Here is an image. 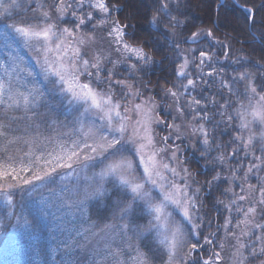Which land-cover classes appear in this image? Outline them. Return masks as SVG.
I'll use <instances>...</instances> for the list:
<instances>
[{
  "label": "snow or ice",
  "instance_id": "6c2138e0",
  "mask_svg": "<svg viewBox=\"0 0 264 264\" xmlns=\"http://www.w3.org/2000/svg\"><path fill=\"white\" fill-rule=\"evenodd\" d=\"M155 2L159 7L148 24L159 31V14H164L168 22L164 36L175 53L174 58L164 56L160 61L150 54L158 44L156 36L150 29L135 34L134 17L119 15L120 0H0V38L9 49L6 62L0 64V203L4 205L0 214L25 226L31 223L24 205H17V195L46 206L52 203L58 211L61 207L83 211L79 204L67 202L66 189L57 194V169L100 166L96 175L101 180L112 176L130 193L121 202V223L111 225L113 231L119 227L127 244L94 252L76 264H245L249 257L264 264L260 234L264 232V65H255L259 82L247 69L227 72L222 61H229L231 49L212 29L197 28L181 40L171 39L178 29L187 28V20L172 15L169 8L171 4L178 11L180 0ZM226 6L227 0H220L218 8ZM237 6L245 22L254 26L253 9ZM16 16L21 19L7 23ZM181 43L197 47L183 49ZM21 49L35 53L44 68L43 82L34 81L32 73L20 67ZM168 60L171 77L152 87L147 78L151 68ZM245 61L246 57H239L232 63ZM20 72L26 73L23 85ZM49 96L74 115L71 127L64 125L69 130L57 133L68 137L71 146L60 142L59 151L36 155L31 150L36 141L25 139L29 150L21 156L12 154L8 145L21 137L9 138V113L24 114L11 116L12 121L29 113L38 115L39 107H51ZM224 133L231 136L227 142L221 140ZM44 139L51 142V137ZM188 151L205 161L198 173L189 167ZM209 165L210 175L205 171ZM215 191L229 200L217 199L214 207L222 209L217 207V218H209L203 212L205 197ZM242 201L249 206L243 207ZM241 213L243 221L236 219ZM133 215L144 222L132 227L123 222ZM257 216L259 221L254 222ZM241 223L258 231L238 234ZM4 227L0 221V229ZM242 236L249 237L247 244ZM62 244L66 250L78 246ZM226 245L233 251L225 257L221 253Z\"/></svg>",
  "mask_w": 264,
  "mask_h": 264
},
{
  "label": "rangeland",
  "instance_id": "374dc122",
  "mask_svg": "<svg viewBox=\"0 0 264 264\" xmlns=\"http://www.w3.org/2000/svg\"><path fill=\"white\" fill-rule=\"evenodd\" d=\"M4 2L8 3V0H4ZM21 15H23V13H21ZM27 15L31 16L32 13L28 12ZM20 19L21 16H16L15 20H9L7 23L17 22ZM2 28L3 24L0 23V36H2ZM15 47H17L16 44H11V48ZM8 52L9 49L4 47V41L0 38V64L6 62ZM19 55L23 57V61L20 62V67L30 71L34 81L43 82L44 68L40 63H37V60L34 58L35 53L30 54L27 50L21 49ZM119 70L123 71V66H120ZM19 76V83L23 85L25 83L26 73L20 72ZM47 99L53 101L51 107H39L36 109L38 115L33 116L29 113L24 119L12 121L10 119L11 116L19 117L24 114L23 112L9 113V122L11 123L10 129L17 130L16 134L9 135V138L12 136L21 137V140L17 144L8 145L9 151L12 154L21 156L24 151L29 150V146L23 143L25 139H34L36 141V144H33L31 147V150L34 151L36 155H40L41 152L46 154L54 149L59 151L57 145L60 142H67V146H71V141L68 137L59 136L57 133L69 130L74 115H69L65 106L57 105L55 103V98L49 96ZM159 100L160 99H157V101ZM44 121L45 123L47 122L49 126L44 130L40 128L36 129L37 126L41 125ZM54 121L55 123H53ZM66 124L69 127H64ZM20 127H23L22 130ZM18 130L24 133L21 135ZM37 133H39V135ZM44 137H51V142L49 143ZM2 144L3 141H0V145ZM37 144L40 145L39 148L36 147ZM40 164L43 165V159L40 161ZM100 171V166L93 168L89 165L88 168H83L79 164H76L74 169H57V172L60 173V177L57 178L56 182L57 194H60L62 188L66 189L63 196L66 198L67 202L79 204L83 211L78 210L76 207H61L58 211L57 206L52 203L46 206L43 203L35 202L26 195L23 199L20 195L15 197L17 205L23 204L24 209L32 211L40 222L41 227L49 231L48 236H51V246L48 255V264H76L77 259L82 260L85 256L91 257L94 252H104L107 248L115 249L117 246L122 248L126 247L127 238L121 235L119 227H117L115 231L111 228V225H119L121 223L120 217L116 218V220L109 219L103 222H96L91 220L88 215V202L107 187L108 181L112 179L116 180L112 176H108L101 180L96 175ZM236 190L239 191L238 188ZM42 192L47 196L46 189H42ZM255 196H258V193H256ZM52 199L56 200V197ZM240 203L243 207L249 206L248 201H242ZM205 206H207L206 198ZM3 211L4 205L0 203V213ZM18 212H20L19 207L16 208V213L19 214ZM48 213L54 215H49ZM215 213L214 218H217V210ZM234 215L236 214L234 213ZM236 219L243 221V214L237 215ZM128 220L129 218H126L123 222L130 225ZM0 221H3V223L7 224L8 226H6L10 228L7 242L0 246V264H41L43 257L40 255L37 248L36 238L31 235L32 230L30 224L25 226L23 221L17 222L16 219L13 220V223L6 222L7 219H5L3 214H0ZM256 221H259L258 216L254 222ZM105 225H109L110 227L105 231H101V229L105 228ZM231 227L232 226H230V228ZM85 229L89 231L85 232ZM249 229L253 232L258 231L252 228L251 224L245 225L244 223H241L240 229H236V231L239 234L241 230ZM77 232L81 233V235H76ZM260 234L264 235V232ZM131 236L132 232L129 231L127 237ZM248 239L249 237L246 236L241 237L242 242L246 244ZM64 241H67L69 245L75 243L78 246L66 250L62 244ZM11 245H13L12 248ZM231 251H233V249L226 245V251L222 252L221 255L226 257L227 253ZM205 257H207V253H205ZM97 259H100V257H97ZM122 259H125V257H122ZM221 264H224V261H221Z\"/></svg>",
  "mask_w": 264,
  "mask_h": 264
},
{
  "label": "trees",
  "instance_id": "16d2710c",
  "mask_svg": "<svg viewBox=\"0 0 264 264\" xmlns=\"http://www.w3.org/2000/svg\"><path fill=\"white\" fill-rule=\"evenodd\" d=\"M120 2L122 11L119 15L121 18L134 17L132 22L136 25L133 30L135 34H146L150 29L148 19L151 15L156 14L155 10L159 7V4L155 0H120ZM219 4L220 0H180L178 11L170 4L169 8L172 15L177 16L179 19L187 20V28L178 29V35L171 39L181 40L183 35H188L190 31L197 28L212 29L214 36L222 39L231 49L229 61H222V63L228 65L226 71L235 74V72L247 69L256 74L257 82H259L260 70L255 65L257 62L260 65H264V44L261 43V39L264 38V10H260V6L264 4V0H227L226 7L218 8ZM237 5L253 9L256 21L254 26L245 22L242 8ZM159 17L161 21L159 31L156 28L150 29L158 40L157 46L150 50V54L157 61H160L164 56L173 58L175 56L173 50L168 46L170 41L166 40L164 36L165 26L168 23L167 18L163 13H160ZM190 47L197 46L181 43V48L183 49ZM239 57H246V61L243 64L232 63L233 60ZM171 70V60L165 61L163 64L158 63L154 65L147 77L152 81V87H155L158 80L163 82L164 77H171ZM157 99H160V97L158 96ZM47 126L49 125L44 121L36 129L40 128L44 130ZM20 128L22 130L23 127ZM21 130H18V132L22 135L24 132H21ZM16 132L17 130L9 129V135H15ZM228 132L231 133L232 129H229ZM230 138L231 136L228 133L221 135L223 142H227ZM197 147L199 148V145ZM186 155L189 167L193 169L194 173H198L205 161L201 159L198 153L194 154L192 151H188ZM210 169L211 165L208 166V169H205V171L209 172V175L211 174ZM198 179L203 180L204 176L198 175ZM251 183L255 185L256 180L251 179ZM227 186V184L223 185V187ZM129 196L130 193L119 186L116 180L112 179L108 181L107 187L88 202L87 208L90 219L96 222H103L109 219L116 220V218L120 217L121 202L128 200ZM205 198L207 206H204L203 212L207 213L209 218H214L217 207L222 209L221 205L214 207L217 199L224 200L225 202L229 200V197L221 195L220 191H215L214 195H209ZM24 214L31 222V235L36 238L37 248L43 257L41 264H48L51 246V236H48L49 231L41 227L40 222L32 211L24 209ZM13 220H7L6 222L13 223ZM128 222H130V226L132 227L135 223H143L144 221L137 215H133L129 218ZM4 225L5 227L0 229V246L5 244L9 237L10 228L7 227V224ZM140 244L143 248L144 242L140 241ZM144 250L147 251V248H144ZM244 253L247 255L248 250L245 249ZM246 264H258V260L249 257Z\"/></svg>",
  "mask_w": 264,
  "mask_h": 264
}]
</instances>
